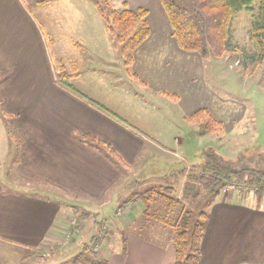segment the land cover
I'll return each instance as SVG.
<instances>
[{
  "label": "crops",
  "instance_id": "crops-1",
  "mask_svg": "<svg viewBox=\"0 0 264 264\" xmlns=\"http://www.w3.org/2000/svg\"><path fill=\"white\" fill-rule=\"evenodd\" d=\"M40 1L0 0V110L14 116L21 139L12 162L0 119V164L9 172L0 178V243L24 249L55 243L71 218L93 209V222L105 220L111 232L96 245L106 264H173V228L165 216L141 215L143 205L132 200L137 193L127 189L137 182L163 188L176 182L170 175L183 179L191 166L185 158L181 166L182 140L170 135L169 116L159 122L152 113L153 103L170 99L161 97L162 90L142 101L111 93L115 82L107 78L106 63L115 47L94 3ZM114 3L119 11L147 9V23L149 7L155 6L166 23L159 0ZM55 59L75 73L78 91L141 134L60 87ZM85 135L108 143L120 164L82 139ZM228 188L207 205L197 264H264V196L256 203L251 191ZM87 234L99 236V229L84 222L76 238ZM72 261L59 264H79Z\"/></svg>",
  "mask_w": 264,
  "mask_h": 264
},
{
  "label": "rangeland",
  "instance_id": "rangeland-1",
  "mask_svg": "<svg viewBox=\"0 0 264 264\" xmlns=\"http://www.w3.org/2000/svg\"><path fill=\"white\" fill-rule=\"evenodd\" d=\"M90 1L95 4L101 17L97 4L99 0ZM127 1L115 0L119 5ZM114 5V0H109V7L114 12L125 10L119 11ZM258 6L259 3L255 1L253 12L241 11L236 14L232 21L231 42L239 49H230L220 58H203L196 52L181 50L171 36L168 20L165 23L158 19L155 6L149 7V35L131 51L122 49L123 43L108 31L101 17L115 47L113 56L106 63L107 78L115 82L110 84L111 93H116L123 99L130 96L142 101L144 98L157 96L158 90H162L159 92L161 97L169 98L170 102L156 101L153 103L155 112L152 113H155L156 121L159 122H162L158 120L160 117L168 119L169 116L172 123L170 135L182 140V158L179 159L181 166L184 163L191 164L183 171V179L177 173L170 175L169 178L176 179V182L165 184L163 188H150L138 182L128 185L131 195L151 190V200H140L143 205L141 215L165 216L167 222L174 223L177 228H181L186 222L192 224L201 211L206 212L208 202H211L212 197L199 184L203 167L209 158L214 165L222 160L238 168L254 167L264 170V56L258 60L250 37L253 23L259 18ZM39 19L43 21L40 17ZM73 45L80 46L77 43ZM55 64L60 65L56 59ZM70 73L75 76V73ZM72 78L70 83L74 87ZM201 108L207 109L215 120L222 123L220 131L204 132L202 123L191 119ZM209 152L212 156H207ZM6 172L9 173L7 164H0V178L5 180ZM224 187L247 190L243 183L238 182L228 183ZM183 190L184 193L181 192ZM159 192L177 198L179 204L170 212L165 211L166 202L159 198ZM116 206L117 204L112 206V209ZM89 211L90 214H76L71 218L69 227L63 230L61 240L55 243H46L35 249L0 243V264H59L71 261L85 246L93 248L96 256H101V250L93 246V237L87 234L83 239H77L84 222L95 224L96 229H99V236L111 235L109 224L105 220L93 222V209L87 212Z\"/></svg>",
  "mask_w": 264,
  "mask_h": 264
},
{
  "label": "trees",
  "instance_id": "trees-1",
  "mask_svg": "<svg viewBox=\"0 0 264 264\" xmlns=\"http://www.w3.org/2000/svg\"><path fill=\"white\" fill-rule=\"evenodd\" d=\"M48 0H41L44 4ZM257 1L259 18L253 23L250 30V37L257 52L258 60L264 56V0H159L171 28V36L175 39L178 47L186 52H196L203 58H220L232 50L239 49L233 45L232 21L237 13L241 11L253 12V3ZM98 8L102 19L105 21L108 31L123 43L122 49L131 51L140 45L149 35V28L146 22L147 9L140 8L137 12L123 10L116 13L109 7V0H99ZM73 74L66 71L60 64L55 66V79L58 85L80 99L86 101L98 110L128 127L130 130L141 134L137 129L126 123L115 114L108 111L99 103L91 100L76 90L70 83ZM0 119L3 122L8 136L12 162L17 160V150L21 139L14 130V116L7 115L0 110ZM203 125L204 132L220 131L222 123L215 120L207 109L201 108L191 118ZM90 145L105 152L117 163L120 159L112 147L101 140L90 135L82 136ZM15 140V142L13 141ZM211 152H209L210 155ZM225 161H218L214 165L211 158L203 167L200 176V183L205 193L213 197L221 191L226 184L231 182L243 183L247 190L254 194L256 203H259L264 196V170L256 168H238L236 165L227 164ZM120 164V163H119ZM171 190V188H166ZM151 190L137 193L132 200H151ZM149 193L148 195H146ZM159 198L166 202V210L170 212L179 200L169 196L167 193L159 192ZM211 200V199H210ZM209 203V202H208ZM180 207L178 208V213ZM166 214V213H165ZM207 219L206 212H200L198 218L189 225L188 222L181 228L173 227L172 246L175 251L173 264H197L200 259V243ZM103 236H94V245H100ZM73 263L79 264H106L104 258L96 256L91 247H83V250L73 258Z\"/></svg>",
  "mask_w": 264,
  "mask_h": 264
}]
</instances>
